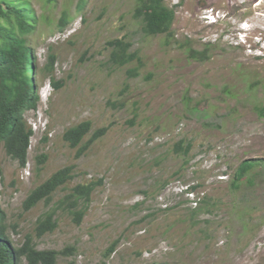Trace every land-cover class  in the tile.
<instances>
[{
    "label": "rangeland",
    "instance_id": "rangeland-1",
    "mask_svg": "<svg viewBox=\"0 0 264 264\" xmlns=\"http://www.w3.org/2000/svg\"><path fill=\"white\" fill-rule=\"evenodd\" d=\"M80 3L32 0L39 24L28 44L40 68L57 57L63 88L37 76L49 100L26 113L35 133L26 169L0 144V210L14 246L59 211L57 230L33 241L61 253L59 264H264V166L232 186L244 161L264 159V0H165L173 37L146 35L139 0ZM213 13L222 19L209 25ZM116 41L135 61H111ZM87 121L109 130L77 159L64 135ZM182 142L189 156L176 154ZM72 165L74 181L51 205L25 211L32 191ZM88 182L100 185L78 226L58 207Z\"/></svg>",
    "mask_w": 264,
    "mask_h": 264
},
{
    "label": "trees",
    "instance_id": "trees-1",
    "mask_svg": "<svg viewBox=\"0 0 264 264\" xmlns=\"http://www.w3.org/2000/svg\"><path fill=\"white\" fill-rule=\"evenodd\" d=\"M52 2L53 0H48ZM87 0H81L78 10H82ZM175 10L170 9L165 0H139L135 18L141 20L146 35L156 37L166 35L173 37ZM38 17L33 8L32 0H0V144L8 155L18 160L23 167L28 162V152L31 148V138L35 135L32 127L25 120L26 113L39 109L37 76H48L53 79L56 91L63 88L62 83L55 80L56 56H50L42 68L37 63V57L28 44V38L37 31ZM119 48L112 54L111 61L122 67L135 61L136 56L130 55L131 44L123 41L111 43ZM191 56L200 61L207 60L206 52L192 51ZM250 80V77H249ZM254 84H260L257 81ZM251 84V85H254ZM109 128L95 132L91 121L84 122L69 129L64 135V141L73 150H77V159L86 154L92 146L105 137ZM89 136L91 138L85 141ZM192 145L182 146L176 150L177 155L189 156ZM43 160L40 161L42 163ZM257 166H264V159H249L237 169L232 186L237 190L249 174ZM76 165L66 167L45 183L30 193L24 202L25 211L38 207L41 203L52 204L59 192L69 187L75 179ZM100 184L83 183L75 186L58 209H62L81 226L84 222L93 195ZM167 185H165L166 187ZM193 187L191 192L196 190ZM190 192V191H189ZM64 205V208L61 206ZM59 211L43 214L36 222L35 237L27 236L21 247L14 246L5 223V214L0 210V264H59L61 253L55 250L40 251L33 243L35 238L54 233L58 228ZM16 228V226L14 227ZM75 247H68L62 254L73 256ZM115 251V246L109 253ZM68 264H76L71 262Z\"/></svg>",
    "mask_w": 264,
    "mask_h": 264
},
{
    "label": "clouds",
    "instance_id": "clouds-1",
    "mask_svg": "<svg viewBox=\"0 0 264 264\" xmlns=\"http://www.w3.org/2000/svg\"><path fill=\"white\" fill-rule=\"evenodd\" d=\"M179 4L180 3H176L175 6L178 7ZM205 19L207 20V23L209 25H216L219 22L218 20H221L222 18H221V16H215L214 13H213L211 16H206ZM55 41H57V42L61 41V37H57L55 39ZM39 96L41 98V101H40L41 104L45 106L47 104L48 100H49V93H48V91L45 88H43V92L42 93H39ZM26 168L27 167H25L24 169H26ZM27 174H29V175H27ZM31 174H32L31 168L27 169L25 171V173H24V179H29L31 177ZM26 176H27V178H25ZM182 189H185V192L183 194H190L189 193V188L187 189L185 187H182Z\"/></svg>",
    "mask_w": 264,
    "mask_h": 264
},
{
    "label": "built area",
    "instance_id": "built-area-1",
    "mask_svg": "<svg viewBox=\"0 0 264 264\" xmlns=\"http://www.w3.org/2000/svg\"><path fill=\"white\" fill-rule=\"evenodd\" d=\"M30 174V173H29ZM29 174H27V175H29Z\"/></svg>",
    "mask_w": 264,
    "mask_h": 264
}]
</instances>
